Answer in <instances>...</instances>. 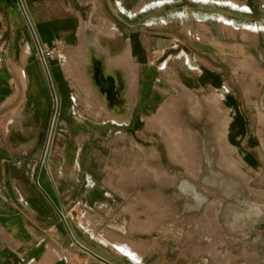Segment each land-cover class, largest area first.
I'll use <instances>...</instances> for the list:
<instances>
[{
    "label": "crops",
    "instance_id": "1",
    "mask_svg": "<svg viewBox=\"0 0 264 264\" xmlns=\"http://www.w3.org/2000/svg\"><path fill=\"white\" fill-rule=\"evenodd\" d=\"M263 70L264 0H0V264H110L77 238L153 264L91 239L124 198L115 152L167 99L204 90L228 114V143L264 171Z\"/></svg>",
    "mask_w": 264,
    "mask_h": 264
},
{
    "label": "rangeland",
    "instance_id": "2",
    "mask_svg": "<svg viewBox=\"0 0 264 264\" xmlns=\"http://www.w3.org/2000/svg\"><path fill=\"white\" fill-rule=\"evenodd\" d=\"M240 47L243 52L244 46ZM87 75L92 81L88 71ZM212 96L198 90L167 99L146 122L145 134L130 135L128 146L115 152L114 164L108 168L110 185L124 198L112 217L101 221L100 228H109L97 229L91 236L93 241L103 246L109 245V240L128 252L129 258L146 255L158 264H264V213L254 220L246 216L248 225L233 233L227 227L230 211L248 207L242 204L244 199L264 205V171L247 167L242 155L228 143V114ZM206 127L210 131L209 146ZM219 168L242 179L239 198L222 197L217 186L202 181ZM184 178L192 179L208 196L201 209L180 206L182 194L176 187Z\"/></svg>",
    "mask_w": 264,
    "mask_h": 264
},
{
    "label": "bare ground",
    "instance_id": "3",
    "mask_svg": "<svg viewBox=\"0 0 264 264\" xmlns=\"http://www.w3.org/2000/svg\"><path fill=\"white\" fill-rule=\"evenodd\" d=\"M92 23V22H91ZM90 23V24H91ZM107 30V29H106ZM109 30V29H108ZM112 30V29H111ZM253 33H254V31H253ZM247 34V33H246ZM252 34V33H251ZM252 37V36H251ZM255 37V36H254ZM258 37V36H257ZM253 38V37H252ZM255 39H256V37H255ZM252 40V39H251ZM95 41V40H94ZM258 41V40H257ZM99 42V41H98ZM95 44H96V42H95ZM260 44V43H259ZM129 51V50H128ZM248 53H250V52H248ZM123 54V53H122ZM127 54H128V52H127ZM121 55V54H120ZM125 55V54H124ZM123 55V56H124ZM129 55V54H128ZM128 55H125V56H128ZM119 57V56H118ZM118 57H116V58H118ZM114 58V57H113ZM112 58V59H113ZM124 58V57H123ZM126 59V58H125ZM124 59V60H125ZM115 60V59H114ZM257 60V59H256ZM90 62V61H89ZM116 62H118V60L116 61ZM116 62H113V65H110V69H108L107 68V65H105V73L107 74V75H109L110 76V81H109V83H110V85L112 84L113 85V83L117 80V78H118V75H119V73H123V71L121 70V71H116V65H118ZM256 63H258V61H255ZM255 63V64H256ZM123 64V63H122ZM259 65V64H258ZM119 66V65H118ZM260 66V65H259ZM125 70V69H124ZM93 71V70H92ZM264 71V70H263ZM88 73H89V71H88ZM259 73H260V71H259ZM132 74V73H131ZM89 75H91L90 73H89ZM126 75V74H125ZM129 75V74H128ZM129 77V76H128ZM127 78V77H126ZM134 79V78H133ZM130 80V79H129ZM137 80V79H136ZM92 81H93V87L95 88V90L97 91V93L100 95V97L103 99V100H105V98H106V90L105 91H100L99 90V87H98V85L95 83L94 84V81H95V79H94V77H92ZM130 82V81H129ZM133 85V84H132ZM131 85V86H132ZM135 85H136V83H135ZM128 86H130L129 84H128ZM134 86V85H133ZM132 86V87H133ZM128 89L130 90V88L128 87ZM132 89V88H131ZM135 89V88H134ZM133 90V89H132ZM134 92V91H133ZM133 92H130V93H133ZM124 94V93H123ZM126 95V94H125ZM199 102V101H198ZM193 104H195V103H193ZM199 104V103H198ZM115 111V110H114ZM114 113V112H113ZM117 113V112H116ZM184 115V114H183ZM114 116V115H113ZM112 116V117H113ZM116 116H118V115H115V117ZM192 116V115H191ZM114 117V118H115ZM123 117V116H122ZM116 118H118V117H116ZM129 118V117H128ZM119 119V118H118ZM123 118H121V120H122ZM126 119H127V117H126ZM207 128V127H206ZM207 130H208V128H207ZM206 130V131H207ZM173 132H176V131H173ZM199 132V131H198ZM179 134V133H178ZM202 137V136H201ZM206 139V138H205ZM179 142V141H178ZM207 143V142H206ZM206 143H205V145H206ZM200 144H203L202 142H200ZM224 145V144H223ZM200 146V145H199ZM204 147V146H203ZM202 147V148H203ZM221 149V148H220ZM201 150H203V149H201ZM208 150V149H207ZM202 154H203V152H202ZM204 158V157H203ZM204 160V159H203ZM212 160V159H211ZM211 166V165H210ZM203 168H204V165H203ZM213 168V167H212ZM217 168V167H216ZM205 169V168H204ZM213 174L211 175H208L207 177H205L202 181L203 182H209V183H211V184H214L215 186H217V189H218V192L221 194V196L222 197H229V196H231V197H236V198H239V197H237L238 196V191H239V188L240 187H244L243 185H242V179H240L239 177H235V176H230V175H228V174H225L223 171H221L220 170V168H219V170H214L213 172H212ZM204 177V176H203ZM223 179H224V182H223ZM240 181H242V182H240ZM180 192H181V194H182V202H181V204H180V206L182 207H185V208H196L195 210H197V209H201V207L200 206H202V204L206 201V199H207V197L208 196H206V195H203L202 193H201V190H199V188L196 186V183L192 180V179H187V178H184V179H181L179 182H178V184H177V187H176ZM243 189V188H242ZM245 193V192H244ZM219 194V195H220ZM243 194V193H242ZM226 199V198H225ZM229 199V198H228ZM241 199V198H240ZM225 201V200H224ZM238 201V200H237ZM231 202H234V201H231ZM230 202V203H231ZM243 203V205L246 203L247 205H248V207L246 208L245 206H243L242 208H244L243 210L244 211H238V210H232V211H230L229 212V214H230V216H229V219L227 220V227H228V229H229V231H232V233L234 232V231H237L238 229H239V227H241V226H244V225H246L247 224V217L248 218H250V219H252V220H254L255 218L254 217H257V216H260V215H262V213H264V205L262 204V203H260V202H257V201H252V200H249V199H244L243 201H242ZM218 203V202H217ZM227 203V202H226ZM236 204V203H235ZM241 204V205H242ZM234 205V204H233ZM237 205V204H236ZM238 206V205H237ZM240 206V205H239ZM218 208H219V204H218V206H217ZM216 207V208H217ZM180 208V207H179ZM184 208V209H185ZM211 208V207H210ZM191 210H194V209H191ZM223 210V209H222ZM183 211V210H182ZM188 211V210H187ZM220 211V210H219ZM224 211V210H223ZM186 212V211H185ZM190 212V211H189ZM184 213V212H183ZM214 213V212H213ZM221 214V213H220ZM208 216V215H207ZM220 215H219V212H218V220H219V222H220V218L221 217H219ZM247 216V217H246ZM214 218H216L215 217V215H214ZM150 219H151V217H150ZM214 220V219H213ZM217 219H216V221H218ZM215 221V220H214ZM208 222V221H207ZM249 222V221H248ZM260 222V221H259ZM262 222V221H261ZM157 223V222H156ZM222 223V222H221ZM221 223H219V224H221ZM212 224H214V223H212ZM215 224H216V222H215ZM223 224V223H222ZM155 225V224H154ZM217 225H218V222H217ZM248 225V224H247ZM206 226V225H205ZM213 226H216V225H213ZM252 226V225H251ZM206 227H208V226H206ZM225 227V226H224ZM245 227V226H244ZM218 228V227H217ZM216 228V229H217ZM220 228H221V225H220ZM227 229V228H226ZM210 230V229H209ZM215 231V230H214ZM220 231H221V229H220ZM227 231V230H226ZM242 231V230H241ZM212 232V231H211ZM218 233V232H217ZM154 234V233H153ZM218 234H220V232L218 233ZM217 234V235H218ZM221 236H222V232H221V234H220ZM224 235V234H223ZM238 235V234H237ZM228 236V235H227ZM214 238V237H213ZM223 238V237H222ZM221 238V239H222ZM224 238H225V235H224ZM214 240V239H213ZM216 240H217V238H216ZM236 241V240H235ZM215 242V241H214ZM122 243V242H121ZM216 243V242H215ZM123 244V243H122ZM124 245V244H123ZM127 245V244H126ZM255 244H253V246H254ZM120 246V245H119ZM128 246V245H127ZM127 246H124V247H127ZM257 247H258V245H256ZM250 247H252V246H250ZM126 250H127V248H126ZM129 250V249H128ZM257 250V249H256ZM254 251V250H253ZM259 251V250H258ZM255 254H256V252H254ZM225 256H227V255H225ZM250 261V260H249ZM221 263V262H220ZM223 263H225V262H223L222 261V263L221 264H223ZM241 264H252V263H247V262H241Z\"/></svg>",
    "mask_w": 264,
    "mask_h": 264
},
{
    "label": "water",
    "instance_id": "4",
    "mask_svg": "<svg viewBox=\"0 0 264 264\" xmlns=\"http://www.w3.org/2000/svg\"><path fill=\"white\" fill-rule=\"evenodd\" d=\"M76 240L77 241H81L82 247H84L85 249H87L88 251H90L93 255H95V256L103 259V260H106L110 264H117L114 261H112L111 259H109L108 257H106L105 255H103L102 253H100L99 251H96L94 248H92L90 245H88L84 241L80 240L79 238H77Z\"/></svg>",
    "mask_w": 264,
    "mask_h": 264
},
{
    "label": "built area",
    "instance_id": "5",
    "mask_svg": "<svg viewBox=\"0 0 264 264\" xmlns=\"http://www.w3.org/2000/svg\"><path fill=\"white\" fill-rule=\"evenodd\" d=\"M41 53L46 56L48 59L53 58L57 55V49L55 47H45L41 46ZM80 201H77V204H79Z\"/></svg>",
    "mask_w": 264,
    "mask_h": 264
}]
</instances>
